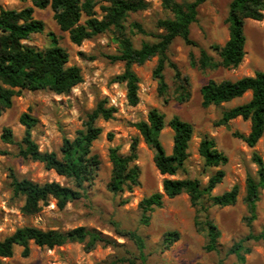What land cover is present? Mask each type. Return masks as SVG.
Wrapping results in <instances>:
<instances>
[{"label": "rangeland", "instance_id": "obj_1", "mask_svg": "<svg viewBox=\"0 0 264 264\" xmlns=\"http://www.w3.org/2000/svg\"><path fill=\"white\" fill-rule=\"evenodd\" d=\"M96 1L97 15L102 17L104 12L101 6L107 2ZM231 1L207 0L201 4L198 18L190 28L191 38L196 44H187L181 37H177L170 45V61L176 63L190 78V99L181 103L173 98L174 69L168 64L165 77L169 86L165 93L160 92L154 73L158 56H154L143 64L134 65L139 76V102L135 105L129 102L126 83L114 80L125 68L123 61L113 58L120 48L114 30L98 34L78 45L70 40L68 32L61 30L51 6H34V16L42 19L46 28L44 32L33 34L25 42L40 49L46 48L51 44L49 33H54L59 44L69 51L68 65H78L81 68L83 81L66 93L24 89L14 97L13 105L0 116V240L18 227L26 225L60 230L86 226L109 235L116 244H98L88 251L80 242H68L52 249L32 242L29 256H23V247L16 245L13 256L3 258V264H133L128 260L123 261L129 258L135 260L134 264H143L138 258L140 252L135 243L118 234L113 221L120 222L121 228L136 230L145 237V264H264V243L261 241L246 242L252 247V252L246 255L244 263H240L236 255L228 254V249L234 242L250 232L259 233L264 228V189L258 202L257 219L251 225L244 220L247 215L244 202L246 179L249 174H257L258 166L253 160V153L257 151L264 159V135L256 146L250 147L235 135V132L247 134L250 131L249 120L238 117L230 120L227 125L217 124L225 109L249 100L251 92L219 106L208 107L203 106L201 94L202 85L209 79L236 80L264 69V19L247 20L246 54L239 66L201 69L191 62L192 54L199 59L203 48L218 59L217 53L210 46L214 43L224 44L229 38L227 17ZM150 3L147 9L131 13L126 22V31L138 47L144 41H157L156 35L163 31L157 26L158 20L171 16L162 6L161 0H150ZM26 6H33L32 1L0 0V10L21 9ZM134 22L141 24L145 31L141 32L134 27ZM103 99L108 101L109 106L116 107L117 111L113 118H101L97 121L103 132L93 142L92 152L99 156L101 163L85 195L68 202L64 208H60L56 199L51 197L48 203L41 204L39 211L31 214L23 212L25 197L14 192V175L39 183H73L54 169L47 168L43 162L24 158L19 154L20 142L25 132V126L20 122L21 114L29 112L38 117L39 122L32 132L42 151H59L63 138H73L79 129L84 128L87 114ZM152 108H158L165 114L166 127L161 133V140L168 154L172 153L174 144V130L169 125L171 119L179 116L194 126L186 170L176 175L162 174L159 171L154 162V149L145 143L136 127L138 121L147 119ZM5 127L13 130L12 141L2 138ZM205 134L214 137L217 148L228 156L226 164L218 167L205 166L199 153V144ZM135 138L139 139L136 163L141 169V183L132 191L115 194L108 189L112 173L110 148L118 146L122 153H129ZM217 169H224L225 176L213 190V194H221L238 184L240 193L235 204L222 207L205 199L200 205L194 206L187 193L173 198L165 196L163 206L152 212L151 223L148 226L141 224L139 202L145 196L163 191V180L166 177L199 178L206 184L209 176ZM203 206L206 207L205 210ZM207 213L221 230L218 251L206 250V231L199 230L196 224V220H199V226L202 227ZM169 230H178L181 237L169 249L162 250L163 235Z\"/></svg>", "mask_w": 264, "mask_h": 264}, {"label": "trees", "instance_id": "obj_2", "mask_svg": "<svg viewBox=\"0 0 264 264\" xmlns=\"http://www.w3.org/2000/svg\"><path fill=\"white\" fill-rule=\"evenodd\" d=\"M31 1L33 6L0 10V116L13 105L14 97L24 89L33 91L47 89L56 93H66L83 81L81 68L78 65H68L69 51L59 44L54 33H49L51 44L46 48L40 49L25 42L31 39L33 34L42 33L46 28L45 22L34 16V6L39 8L51 6L61 30L68 32L70 40L78 45L86 39L114 30L120 48L119 53L113 58L125 63L124 71L116 75L114 80L126 83L131 104L139 102V76L134 70V65L143 64L154 56H158L154 73L159 82L160 92L165 93L169 86L165 77L168 64L174 69L173 98L181 103L190 99L192 94L190 78L176 63L170 61L168 50L177 37H181L187 44H196L191 38L190 28L198 18L200 5L207 0H161L162 6L171 13V16L158 20L157 26L163 31L156 35L157 41H144L139 47L135 46L128 35L126 22L131 13L147 9L151 4L150 0H106L107 4L101 6L104 12L102 17L97 15L96 0ZM249 19H264V0H232L227 17L229 38L224 44L214 43L210 46L217 53L218 59L203 48L199 59L192 54V65L201 69L239 66L246 54L245 26ZM132 25L141 32L145 31L137 22ZM247 92H251V98L225 109L217 124L227 125L230 120L238 117L249 120L250 131L247 134L235 132V135L242 138L250 147H254L264 135V69L236 80L209 79L201 87L204 107L219 106L243 97ZM116 111L117 108L109 106L106 99L100 100L87 114L84 128L79 129L73 138L64 137L59 151H42L32 132L39 122L38 117L29 112L21 114L20 122L25 126V132L20 142L19 154L24 158L43 162L47 168L54 169L73 183V185L62 184L59 181L39 183L27 177L19 178L14 175L12 182L14 192L25 197L23 212L31 214L39 211L41 204L48 203L51 197L56 199L60 208H64L68 202L85 195L101 163L99 156L92 152L93 142L103 132L97 121L101 118L106 120L113 118ZM169 125L174 130L171 154L166 152L161 140V133L166 127L163 112L158 108H152L147 119L136 123L145 143L155 151L154 162L159 171L162 174L176 175L186 170L185 164L190 154L189 143L194 126L179 116L173 117ZM13 137V130L5 127L2 138L12 141ZM138 144L139 139L135 138L129 153H122L118 146L110 148L112 173L108 189L115 194L132 191L141 183V169L136 163ZM199 153L208 167H218L228 162V156L217 148L214 137L209 134L202 137ZM253 160L258 166L257 174L247 176L244 196L247 207L244 220L248 225L258 217V202L264 189V159L255 151ZM224 176L225 170L217 169L209 176L206 184L199 178L166 177L163 180V191L145 196L139 202L141 224L148 226L151 223L152 212L163 206L165 196L173 198L187 193L194 206L200 205L205 199L222 207L235 204L240 193L238 184L221 194H213V190L223 181ZM202 208L206 209L205 206ZM112 223L118 234L128 237L135 243L140 252L138 258L145 264L147 247L145 237L136 230L121 228L118 221ZM199 223V220H196L199 230L206 231V250L218 251L221 237L218 224L208 213L202 227ZM180 237L181 233L178 230L166 231L162 238V250L169 249ZM250 240L264 243V228L259 233L250 232L234 242L228 249V254L236 255L238 261L244 263L246 255L252 252V247L246 244ZM32 242L51 249L68 242H80L88 251L98 244H116L109 235L86 226L60 230L26 225L18 227L12 234L0 240V264H3V258L13 256L16 245L23 247V256H29ZM125 260L135 263L131 258L123 259Z\"/></svg>", "mask_w": 264, "mask_h": 264}]
</instances>
